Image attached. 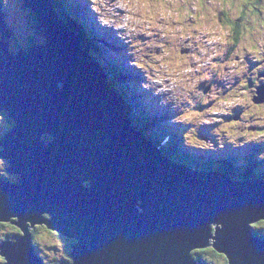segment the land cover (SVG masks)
Returning a JSON list of instances; mask_svg holds the SVG:
<instances>
[{"label": "water", "instance_id": "water-1", "mask_svg": "<svg viewBox=\"0 0 264 264\" xmlns=\"http://www.w3.org/2000/svg\"><path fill=\"white\" fill-rule=\"evenodd\" d=\"M2 1L0 112L13 125L0 158L18 180L0 179V221L17 218L23 233L0 243L2 264H42L36 224L73 240L72 261L60 264H204L192 251L208 246L227 264H264L252 230L264 220V180L195 169L134 128L51 0H20L45 38L10 52ZM255 95L264 100V85Z\"/></svg>", "mask_w": 264, "mask_h": 264}, {"label": "rangeland", "instance_id": "rangeland-1", "mask_svg": "<svg viewBox=\"0 0 264 264\" xmlns=\"http://www.w3.org/2000/svg\"><path fill=\"white\" fill-rule=\"evenodd\" d=\"M85 5L87 8V17L93 18L96 26L101 31L102 41L106 39H111V45L121 49L125 52L124 58L132 62L133 56L130 55L132 51V46L130 43H126L124 40L123 43L114 42V30L110 29V27L102 26L97 19L98 14L92 10L91 0H85ZM167 3V0H165ZM177 2L182 5L185 4V0H177ZM199 4L200 5V13H197L195 17L187 15L186 19L176 22L172 21L173 25L177 23L187 24L189 26L196 24L198 22L202 23L205 28H208V32H200L196 28H191V35L188 37H192L193 42H198L205 49H208V52H211L208 58L204 57L205 62H212L214 57L217 55L224 54L225 50L229 48L230 43L227 37L229 36L230 26L226 20L236 21L240 18V30L243 32L242 35L247 34L249 32V25L252 24L253 21H258L260 16L264 14L262 11L264 9V0H187V8L188 10H193L195 7L192 5ZM204 6H203V5ZM3 9L5 11V16L7 20V25L13 30L12 36L10 40H13V45H10L12 51L15 50V45H29L30 40L34 37L33 35H39V40L44 39V34L41 32H37L31 26V18L29 16L28 10L22 6L20 0H3ZM187 10V11H188ZM259 11V12H258ZM31 13V12H30ZM190 14V12L188 11ZM214 13V16H213ZM226 15V17H225ZM238 15H242L237 17ZM197 17H202L199 21L196 19ZM33 23V22H32ZM262 25L264 26V18H262ZM122 31V30H121ZM36 33V34H35ZM110 33V34H109ZM199 36V41L195 40L194 37ZM211 37H219V39H214L209 44L208 40ZM153 37H146L143 34L138 35L135 39L140 40L143 43L145 40L152 39ZM118 39V38H117ZM38 39L35 38L36 42H39ZM260 47H264V32L260 34L249 33L244 36L241 41L237 43V48L233 50V54L238 56V60L235 58H231L230 60L223 62L222 64V75H217L214 77V85L212 86L211 93H217L219 96H216V101L211 106H203L201 104L200 108H195V105L190 102H186L191 97L187 96L186 99L182 98L179 103H176L173 99L170 98V94L166 93H155L154 89L158 86L152 85L149 88H144L142 86L144 82L143 70L138 67L135 68L140 75L137 77V81L139 83V87L141 86V90H143V95L151 97L153 100L156 99L158 101L161 100L165 107H169L170 111L173 112L177 117L172 120L184 131L185 137L188 140L193 142H198L199 145L210 146H218L223 149H231L234 153L238 154L240 157L254 153L255 157L259 158L258 163L260 166H264V146L255 148L258 144V141H264V105L262 107H257L253 103L255 101H250V93L248 89L245 87V82L248 77H250L249 73V65H250V57L248 54V49L252 48L253 44H256ZM167 43V41H165ZM12 44V42H10ZM106 48V47H105ZM109 49V48H108ZM132 64V63H131ZM215 62H212L211 66H206L205 68H209L208 72L202 71L200 74L204 75L206 73H210L211 70L215 68ZM211 67V70H210ZM231 73L236 75L237 81L233 82L234 87L231 88ZM219 86V88L216 87ZM138 87V88H139ZM218 90H215V89ZM214 90V92H213ZM208 94V95H210ZM148 97V98H149ZM166 97H169L166 99ZM221 100H231L237 101L231 104H221L219 101ZM205 101L211 102L209 98H206ZM203 101V102H205ZM186 102V103H185ZM215 109V110H214ZM228 109H233L235 112L243 115V118L240 120L239 124L230 123L226 114L229 111ZM220 110L217 115V111ZM190 118H185L189 117ZM171 115H167L164 120V124L171 120ZM2 117H0L1 119ZM164 118V116H162ZM245 126L254 127V130L246 131ZM6 124L3 120L0 121V137L7 131ZM232 133V135H229ZM254 143V145H250ZM190 149V148H188ZM191 150V149H190ZM220 150V152L224 153V150ZM215 150V151H216ZM193 151V150H191ZM254 159V157H253ZM0 160V174L7 173L12 176V179H18L15 176L10 174L7 171V163ZM1 163L3 165L1 166ZM7 165V166H6ZM3 166H5V171L3 170ZM196 169V168H195ZM87 184V183H85ZM47 215V214H46ZM3 227H0V243L6 240H15L14 236L20 235L23 236L21 229L10 223V222H0ZM40 228L35 233L36 239L33 241L36 243L38 249L34 245L39 256L43 257L45 264H60L63 262H69L64 260V258H69L67 253L69 252V245L71 241L70 239L64 236H57L51 233L49 230L44 228L42 225L36 224ZM252 228H257L259 231L264 233V220H260L256 223L252 224ZM253 230V229H252ZM30 232H34V227L29 228ZM34 237V238H35ZM211 246H208L204 249H211ZM201 249V250H204ZM213 249V248H212ZM200 250V249H199ZM198 250H193L192 255H195V252ZM203 257L207 256L214 264H223L222 257H217L212 254L210 251L201 252ZM3 260V258L0 257Z\"/></svg>", "mask_w": 264, "mask_h": 264}, {"label": "clouds", "instance_id": "clouds-1", "mask_svg": "<svg viewBox=\"0 0 264 264\" xmlns=\"http://www.w3.org/2000/svg\"><path fill=\"white\" fill-rule=\"evenodd\" d=\"M192 6L200 8L199 4ZM91 7L98 14L97 19L102 26L111 27L117 31L121 39L131 44L130 55L133 56L131 63L143 70L144 88L156 85L158 87L154 89L155 93L170 94V98L179 103L195 89L199 80L207 78L197 75L201 72L199 63L201 57L195 53L182 55L180 46L191 47L190 44H183V40L191 35V28H196L200 32H208L209 29L200 22L191 26L172 24V21H182L189 15L187 0L184 5L177 0H167V3L165 0H91ZM196 19L199 21L202 17ZM140 34L153 38L141 43L135 39ZM194 39L199 41L200 37L196 36ZM214 39L219 37L209 38L208 43ZM196 47L201 53L205 51L199 43ZM113 69L111 66L105 70ZM210 95L215 99V93ZM235 102L237 101H219L221 104Z\"/></svg>", "mask_w": 264, "mask_h": 264}, {"label": "trees", "instance_id": "trees-1", "mask_svg": "<svg viewBox=\"0 0 264 264\" xmlns=\"http://www.w3.org/2000/svg\"><path fill=\"white\" fill-rule=\"evenodd\" d=\"M53 3V7L54 8H58V16L60 17V19H62V21H65V17H63L62 15L65 10V12L70 13L73 17L77 18L83 16V10H84V6L82 1L83 0H52ZM203 5V4H202ZM204 6V5H203ZM56 10V9H55ZM61 10V11H60ZM188 10V8H187ZM190 12V16H197V13H200V9L199 8H194L193 10H188ZM57 12V11H56ZM29 13V16L32 20L31 22V26L34 28L35 31L41 33L42 30L39 27L34 15L32 13ZM226 17V15H225ZM65 18V19H64ZM229 18H226V20L228 21ZM81 21V20H80ZM229 26H230V22H228ZM84 25V24H83ZM78 28V29H77ZM76 29L79 30L80 34H81V42L83 43L84 47L86 50H88L90 53H92L94 55L95 58H97L99 61H101L103 63V66L105 67V69H109L112 65L110 62L107 61V58L105 59L103 54L107 53L101 49V43L99 42V34L98 32H96V29H93L89 24L84 26V28L78 26ZM229 29V36L227 37V39L229 41L233 42H239L241 41V39L246 36L247 34L244 33V35H242V31L240 30L239 24H233L230 26ZM36 34V33H35ZM32 38L29 42L30 44L27 45L30 46L33 42H35V38L39 40V35H33ZM18 44V43H17ZM16 44V48L20 47L19 45ZM22 46V45H21ZM120 53V52H118ZM114 65V64H113ZM126 72H129L128 70H126ZM114 73V71L112 72ZM130 74H134V72L132 70H130L129 72ZM135 82V81H134ZM130 118L133 119L135 121V119L133 118L132 115H130ZM3 120L6 124L7 129H10L13 125L12 120L9 118L4 119V117H2L0 119V121ZM136 128L137 126L134 125ZM175 130L178 131V128L174 127ZM171 135L173 140H171L172 144L174 145V147L183 150L184 149L182 147V136L183 134L180 132V134H176L173 132V130H169L168 131ZM179 132V131H178ZM5 134H2V136H4ZM45 139L48 138L47 135L44 136ZM191 143L194 144L193 141L190 140ZM196 144V143H195ZM257 148V147H256ZM220 152V151H218ZM183 153V152H182ZM186 158L185 159H189L190 160V164L193 165L194 167H198L200 169H217V170H223L226 173L230 174L234 179L237 178H246V177H251V176H257V177H261L264 178V175L261 173H264V168H261V166H257L258 165V160L259 158L255 157V155L252 153L248 154V155H244L243 157H230V158H225V155H213V153L211 152L210 154H205V153H201V154H189L188 156L183 153ZM184 155L180 154L181 157H185ZM254 157V159H253ZM261 168V169H260ZM242 169V173H240V170ZM0 177H4V179L12 182V181H17L16 179H12V176H10L9 174L5 173H1ZM16 178L18 176H15ZM46 216V215H45ZM12 223V222H10ZM13 224V223H12ZM3 227V225L0 224V227ZM44 228H46L47 230H49L51 233L57 235V236H64L63 234H60L56 231H53L51 229H49L47 226L42 225ZM40 227L38 225L34 226V232H31L32 234V240L34 241L36 239L35 237V233L38 231ZM253 229V233L257 236H264V233L259 231V229L257 228H252ZM35 237V238H34ZM67 238V237H66ZM69 239V238H68ZM70 245L72 244L73 240L70 239ZM35 245V244H34ZM70 245H69V252L67 253L68 255V259L64 258V260H67L70 263L72 261V258L70 257ZM206 252V251H210L212 254L209 255H214L217 257H222L223 260V264H227L226 263V259L222 254H219L217 252H215L212 248L211 249H204V250H198L195 252L194 258L196 259H200L202 260V262H204V264H214L213 261H211L207 256L203 257L200 253L201 252ZM2 261V259H0V262ZM3 262H1L0 264H2ZM56 264V262H55Z\"/></svg>", "mask_w": 264, "mask_h": 264}, {"label": "flooded vegetation", "instance_id": "flooded-vegetation-1", "mask_svg": "<svg viewBox=\"0 0 264 264\" xmlns=\"http://www.w3.org/2000/svg\"><path fill=\"white\" fill-rule=\"evenodd\" d=\"M258 1V0H257ZM264 12V9L262 10ZM259 12V11H258ZM262 18H264V14H262L260 16V19H258V21H253L252 24H250L249 27V33H255V34H260L264 32V26L262 25ZM237 22V21H236ZM234 21H232V23H236ZM242 24V23H241ZM230 46L229 48H227L224 52V54L222 55H217L216 57H214V60L212 62H215V68L213 70H211L210 67V73H206L203 76H206V79L203 80H199L196 84L195 89L188 93V95H190V99L186 100V102H190L193 103L195 105V108H200L201 104L203 106H211L212 104L215 103L216 98L213 99L209 92L212 91V86L214 85V77L217 75H222V64L223 62H226L228 60H230L232 57L235 59H239L238 56H235V54H233V50L235 48H237V42H233L229 41ZM183 44H190L191 47L190 48H185L180 46V53L182 55H190L192 53H195L196 55L200 56L201 59L199 61V63L201 64V69H203L206 66H211L212 62L208 61L205 62L204 61V57L208 58V56L210 55L211 52H208V49H205L203 46L200 45V47L204 48L205 51L203 53L200 52V49L196 47L197 42H193L191 41L189 38H186L183 40ZM179 46V45H178ZM158 51V50H157ZM248 54L250 57V65H249V70H250V77L247 78L246 82H245V87L248 89L249 93H250V101L253 102L254 97H255V91L256 88L260 85H264V47H260L258 45V42L256 44L252 45L251 49H248ZM191 63V62H190ZM202 71L204 72H208L209 68H205ZM197 75H201L200 73H198ZM238 79L234 74L231 73V88L234 87L233 82H236ZM217 88H219L218 85H216ZM215 90H218V89ZM214 92V90H213ZM216 96H219L217 93H215ZM206 98H209L211 100V102L207 101V102H203L205 101ZM185 102V103H186ZM164 104V103H163ZM255 106L257 107H262L264 105V100L260 103H253ZM165 106V104H164ZM169 108V107H167ZM229 111L227 112L226 116L229 119L230 123L234 124H239L240 120L243 118V115H241L240 113H236L235 110L233 109H228ZM220 111V110H219ZM220 113V112H219ZM218 115V113H217ZM245 130L246 131H250V130H254V127H248L245 126ZM46 141H48V139H46ZM264 146V141H258V144L256 145V147H261ZM255 147V148H256ZM6 159H4L3 161H5ZM0 162H2L0 160ZM7 163V161H5ZM3 165V163H1V166ZM5 166H3V170L5 171ZM4 179V177L2 178Z\"/></svg>", "mask_w": 264, "mask_h": 264}, {"label": "bare ground", "instance_id": "bare-ground-1", "mask_svg": "<svg viewBox=\"0 0 264 264\" xmlns=\"http://www.w3.org/2000/svg\"><path fill=\"white\" fill-rule=\"evenodd\" d=\"M230 20L228 19V21L227 22H229ZM116 34H117V32H116ZM117 38L118 39H116V40H114V42H117V43H120V42H122V40H121V38L119 37V35L117 36ZM111 39H107V41H110ZM81 45H82V47H83V49L85 48L84 47V45H83V43L81 42ZM119 52H120V54H121V59H120V61L118 60V62H119V64H121L123 67H124V56H125V54L119 49ZM109 58L110 59H108L107 58V61L108 62H110L111 63V65L115 68V65H113V61H116V60H113V58L111 57V56H109ZM121 60H122V62H121ZM113 71H110V70H108L107 71V73H112ZM136 79H137V76L135 77ZM148 90V89H147ZM148 96V95H147ZM169 114V115H171V118L173 119V118H175L176 116L173 114V112H171V111H169V110H159V111H156V114ZM146 114V113H145ZM17 218H15V217H12V219H11V221H15ZM0 222H3V221H0Z\"/></svg>", "mask_w": 264, "mask_h": 264}]
</instances>
